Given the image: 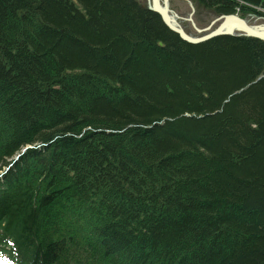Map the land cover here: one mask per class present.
<instances>
[{
  "label": "trees",
  "instance_id": "obj_1",
  "mask_svg": "<svg viewBox=\"0 0 264 264\" xmlns=\"http://www.w3.org/2000/svg\"><path fill=\"white\" fill-rule=\"evenodd\" d=\"M0 252L264 264V40L192 44L139 0H0Z\"/></svg>",
  "mask_w": 264,
  "mask_h": 264
},
{
  "label": "water",
  "instance_id": "obj_2",
  "mask_svg": "<svg viewBox=\"0 0 264 264\" xmlns=\"http://www.w3.org/2000/svg\"><path fill=\"white\" fill-rule=\"evenodd\" d=\"M169 1L163 0L160 2V0H150L149 8L160 15L164 24L171 31L177 33L189 43L198 44L221 35H246L264 40V31L254 28L245 18L235 13L221 15L219 17L221 21L215 29L199 36H193L176 23L175 18L171 15L168 5Z\"/></svg>",
  "mask_w": 264,
  "mask_h": 264
},
{
  "label": "rangeland",
  "instance_id": "obj_3",
  "mask_svg": "<svg viewBox=\"0 0 264 264\" xmlns=\"http://www.w3.org/2000/svg\"><path fill=\"white\" fill-rule=\"evenodd\" d=\"M139 1L144 6H150V0ZM168 5L176 23L193 36H199L215 29L221 21L219 19L221 15L196 6L190 0H170ZM243 18L254 28L264 31V16L248 14Z\"/></svg>",
  "mask_w": 264,
  "mask_h": 264
},
{
  "label": "bare ground",
  "instance_id": "obj_4",
  "mask_svg": "<svg viewBox=\"0 0 264 264\" xmlns=\"http://www.w3.org/2000/svg\"><path fill=\"white\" fill-rule=\"evenodd\" d=\"M161 2V1H160Z\"/></svg>",
  "mask_w": 264,
  "mask_h": 264
}]
</instances>
